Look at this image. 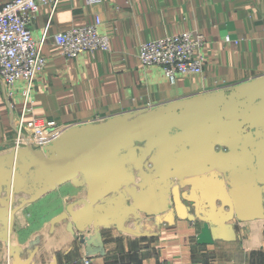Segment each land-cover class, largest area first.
I'll return each instance as SVG.
<instances>
[{
	"label": "water",
	"instance_id": "obj_1",
	"mask_svg": "<svg viewBox=\"0 0 264 264\" xmlns=\"http://www.w3.org/2000/svg\"><path fill=\"white\" fill-rule=\"evenodd\" d=\"M68 182L83 195L48 231L64 226L86 257L105 254L103 230L155 237L175 219L201 224L199 245L235 241L232 221L264 220V75L0 154V242L11 264H33L40 241L10 243L15 213Z\"/></svg>",
	"mask_w": 264,
	"mask_h": 264
},
{
	"label": "crops",
	"instance_id": "obj_2",
	"mask_svg": "<svg viewBox=\"0 0 264 264\" xmlns=\"http://www.w3.org/2000/svg\"><path fill=\"white\" fill-rule=\"evenodd\" d=\"M96 17L98 31L109 37V50L66 58L54 35ZM194 29L206 38L202 73L179 75L172 84L161 67L139 63L142 42ZM30 30L36 40L44 34L41 54L48 63L34 80L24 121L43 118L67 128L264 75V0H59L52 14L49 5L39 6ZM21 109L19 98L14 108L7 103L0 81V154L13 148ZM81 195L68 182L25 205L15 213L10 243L26 250L40 237L33 264H85V259L90 264H264V220L232 221L236 240L209 245L196 243L201 224L178 219L153 229L155 237L103 230L105 254L86 257L64 226L48 231L68 199ZM11 260L0 242V264Z\"/></svg>",
	"mask_w": 264,
	"mask_h": 264
},
{
	"label": "built area",
	"instance_id": "obj_3",
	"mask_svg": "<svg viewBox=\"0 0 264 264\" xmlns=\"http://www.w3.org/2000/svg\"><path fill=\"white\" fill-rule=\"evenodd\" d=\"M58 1L9 0L0 5V81L11 107L14 108L17 98L22 105L15 124V148L26 144L42 148L65 129L53 120L23 119L29 111L27 104L31 101L34 80L48 63V59L41 54L44 34L39 39H34L30 25L40 5H49L52 14ZM99 24V18L96 17L91 24L56 33L54 40L68 59L87 51H108L109 37L98 31ZM205 44L203 33L196 29L189 30L142 42L138 50V60L143 66L161 67L166 79L173 84L179 75L202 73ZM85 264H90V260L85 259Z\"/></svg>",
	"mask_w": 264,
	"mask_h": 264
},
{
	"label": "rangeland",
	"instance_id": "obj_4",
	"mask_svg": "<svg viewBox=\"0 0 264 264\" xmlns=\"http://www.w3.org/2000/svg\"><path fill=\"white\" fill-rule=\"evenodd\" d=\"M57 204H58V203H57ZM57 204L54 203L53 207H54V208L57 207V206H56ZM51 208H52V207H51ZM51 208H50V209H51ZM47 210H48V209H47ZM47 210H46V212H47ZM1 261H3L2 258H1Z\"/></svg>",
	"mask_w": 264,
	"mask_h": 264
}]
</instances>
